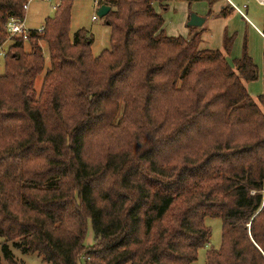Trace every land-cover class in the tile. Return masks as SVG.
<instances>
[{
    "label": "trees",
    "instance_id": "obj_1",
    "mask_svg": "<svg viewBox=\"0 0 264 264\" xmlns=\"http://www.w3.org/2000/svg\"><path fill=\"white\" fill-rule=\"evenodd\" d=\"M157 1L170 0H100L112 34L98 56L87 29L71 37L74 0L8 46L0 264H20L12 246L46 264H195L207 217L223 220L208 264H264V95L246 86L258 66L246 53L232 67L229 40L170 36ZM28 2L0 0V44Z\"/></svg>",
    "mask_w": 264,
    "mask_h": 264
},
{
    "label": "rangeland",
    "instance_id": "obj_2",
    "mask_svg": "<svg viewBox=\"0 0 264 264\" xmlns=\"http://www.w3.org/2000/svg\"><path fill=\"white\" fill-rule=\"evenodd\" d=\"M58 1V2H57ZM61 0H30L26 11L25 20L28 28L38 30L45 26L47 18L54 17ZM165 8L157 1L155 6L165 18V30L170 36L190 37L191 30L201 32V49L225 51L227 40L230 41V54L228 60L232 67L236 68L237 61L246 53L252 57L258 66L259 76L257 80L246 83L248 92L255 98L264 95V5L258 0H170ZM240 7L244 15L234 7ZM247 7H244V5ZM91 0H76L73 10L80 14L84 26L90 29L94 35L95 43L92 46L93 53L98 56L105 48L111 46L112 29L105 24L103 17L97 12H92ZM228 9L223 13V9ZM72 10V18H73ZM192 14H197L206 19L203 27L191 28L188 26ZM93 15L98 16V21L93 20ZM46 17V18H45ZM73 22V20H72ZM77 30V24L71 26V37ZM110 31V33H109ZM11 43L7 44V47ZM47 56V67H50L48 46L41 42ZM26 50H31L27 43ZM5 73L4 58L0 60V74ZM42 78V76H41ZM41 81L38 83L40 88ZM206 224L212 230L210 242L199 250L198 260L195 264H208L207 254L209 250L218 249L223 241V220L221 218L207 217ZM94 240L92 226L86 237V245L89 246ZM0 238V254L1 242ZM12 246V243H10ZM16 260L20 264H46L38 254L26 253L22 249L13 247ZM3 264H9L3 258ZM79 264H85L84 258Z\"/></svg>",
    "mask_w": 264,
    "mask_h": 264
},
{
    "label": "built area",
    "instance_id": "obj_3",
    "mask_svg": "<svg viewBox=\"0 0 264 264\" xmlns=\"http://www.w3.org/2000/svg\"><path fill=\"white\" fill-rule=\"evenodd\" d=\"M228 1L231 3V0ZM260 1L264 2V0H260ZM28 7H29V2L25 5L26 11L28 10ZM234 7L237 8V10H239L244 15V12L240 7L236 6L235 4ZM244 7H247V5L245 4ZM7 27H8V40L5 43L0 44V60L2 58H4L5 60V57L8 52V47H7L8 43H12L15 40V38H23L25 40H28V38L32 35L34 31L28 28L25 18L23 19L11 18L7 24ZM44 29L45 27H42L41 29H38L36 31L42 33Z\"/></svg>",
    "mask_w": 264,
    "mask_h": 264
},
{
    "label": "crops",
    "instance_id": "obj_4",
    "mask_svg": "<svg viewBox=\"0 0 264 264\" xmlns=\"http://www.w3.org/2000/svg\"><path fill=\"white\" fill-rule=\"evenodd\" d=\"M30 1V0H29ZM76 0H74V2H75ZM259 1V3L261 4V5H264V2H261L260 0H258ZM58 2V1H57ZM91 2H92V5H91V9H92V12H98V10H99V8H100V5H99V2H100V0H91ZM46 18V17H45ZM50 18V16L47 18V20ZM46 20V21H47ZM72 20H73V22H72V24H77V30L74 32V34L78 31V30H80V29H87L92 35H93V33H92V31L90 30V29H88V28H86L85 26H84V24H83V22H82V20H81V18H80V14L79 13H75L74 12V10H73V18H72ZM93 20L94 21H98V16L97 15H93ZM103 20H105V24L107 25V26H109L108 24H107V22H106V19L104 18ZM28 26V25H27ZM189 26V25H188ZM110 27V26H109ZM111 28V27H110ZM109 33H110V31H109ZM93 37H94V35H93ZM111 39V38H110ZM94 43H95V38H94ZM94 45V44H93ZM105 49H107V48H105ZM104 49V50H105ZM103 50V51H104ZM102 51V52H103ZM101 54V53H100ZM99 54V55H100Z\"/></svg>",
    "mask_w": 264,
    "mask_h": 264
},
{
    "label": "water",
    "instance_id": "obj_5",
    "mask_svg": "<svg viewBox=\"0 0 264 264\" xmlns=\"http://www.w3.org/2000/svg\"><path fill=\"white\" fill-rule=\"evenodd\" d=\"M111 10H112V6L104 4L100 6L97 14L100 17L105 18ZM205 22H206L205 18H202L197 14H192L188 25L190 27H203L205 25Z\"/></svg>",
    "mask_w": 264,
    "mask_h": 264
}]
</instances>
